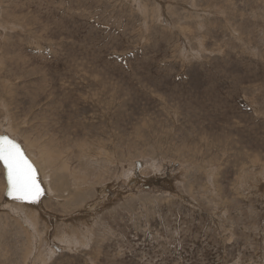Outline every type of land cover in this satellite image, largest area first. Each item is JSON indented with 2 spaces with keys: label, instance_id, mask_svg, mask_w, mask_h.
<instances>
[{
  "label": "rangeland",
  "instance_id": "obj_1",
  "mask_svg": "<svg viewBox=\"0 0 264 264\" xmlns=\"http://www.w3.org/2000/svg\"><path fill=\"white\" fill-rule=\"evenodd\" d=\"M0 135V264H264V0H0Z\"/></svg>",
  "mask_w": 264,
  "mask_h": 264
},
{
  "label": "snow or ice",
  "instance_id": "obj_2",
  "mask_svg": "<svg viewBox=\"0 0 264 264\" xmlns=\"http://www.w3.org/2000/svg\"><path fill=\"white\" fill-rule=\"evenodd\" d=\"M0 162L7 173V195L19 201L35 202L41 195L36 169L20 146L7 136L0 137Z\"/></svg>",
  "mask_w": 264,
  "mask_h": 264
},
{
  "label": "water",
  "instance_id": "obj_3",
  "mask_svg": "<svg viewBox=\"0 0 264 264\" xmlns=\"http://www.w3.org/2000/svg\"><path fill=\"white\" fill-rule=\"evenodd\" d=\"M3 136H7V135H0V137H3ZM7 137H8L9 139L15 141V142L20 146V148H21V150H22L24 156H25V157L29 160V162L33 165V163L30 161V159L26 156V154H25V152H24V149H23L22 145H21L18 141H16L15 139H13L12 137H9V136H7ZM0 163H1L2 167H3V169H4V178H5V182H6V190H5V194H4V196H5L6 199L12 200V199H14V198H12V197H10V196L7 195V173H6V170H5V168H4L3 162H0ZM33 166H34V165H33ZM34 168H35V167H34ZM37 180H38V178H37ZM38 183H39V181H38Z\"/></svg>",
  "mask_w": 264,
  "mask_h": 264
},
{
  "label": "bare ground",
  "instance_id": "obj_4",
  "mask_svg": "<svg viewBox=\"0 0 264 264\" xmlns=\"http://www.w3.org/2000/svg\"><path fill=\"white\" fill-rule=\"evenodd\" d=\"M100 149V148H99ZM25 152V151H24ZM59 153V152H58ZM50 154H51V151H50ZM54 155V154H53ZM59 155V154H58ZM32 162V161H31ZM34 165V164H33ZM34 167H35V165H34ZM35 169H36V172H37V168L35 167ZM37 178H38V172H37ZM38 181H39V179H38ZM39 184H40V188H41V194L43 193V188H42V185H41V183H40V181H39ZM40 197V196H39ZM39 197H38V199H39ZM74 198V197H73ZM6 199V198H5ZM37 199V200H38ZM7 201H19V200H16V199H12V200H9V199H6ZM20 202H23V203H32V202H29V201H20ZM100 203V202H99ZM3 206L4 205H0V209H2L3 208ZM96 206L94 205H92V206H90L89 208H88V210H86V211H88V212H91L94 208H95ZM86 213V212H85ZM90 214V213H89Z\"/></svg>",
  "mask_w": 264,
  "mask_h": 264
}]
</instances>
